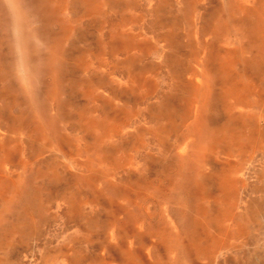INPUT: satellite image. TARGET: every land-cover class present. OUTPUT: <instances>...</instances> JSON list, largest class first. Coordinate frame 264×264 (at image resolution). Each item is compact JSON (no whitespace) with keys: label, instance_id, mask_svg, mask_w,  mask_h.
Returning a JSON list of instances; mask_svg holds the SVG:
<instances>
[{"label":"rangeland","instance_id":"rangeland-1","mask_svg":"<svg viewBox=\"0 0 264 264\" xmlns=\"http://www.w3.org/2000/svg\"><path fill=\"white\" fill-rule=\"evenodd\" d=\"M263 3L27 0L45 44L33 99L13 81L0 40V264H264V228L252 238L229 231L227 206L248 225L249 205L221 201L215 162L224 157L204 155L210 128L250 114L232 110L227 49L246 52L233 80L264 98ZM194 65L197 107L185 104ZM234 178L262 188L251 173ZM196 219L211 225L199 229Z\"/></svg>","mask_w":264,"mask_h":264},{"label":"bare ground","instance_id":"bare-ground-1","mask_svg":"<svg viewBox=\"0 0 264 264\" xmlns=\"http://www.w3.org/2000/svg\"><path fill=\"white\" fill-rule=\"evenodd\" d=\"M191 2H192V0H191ZM189 4L188 5L186 4V5L189 6ZM187 6H185V7H187ZM236 7H237V5H236ZM239 12H240V10H239ZM224 15H225V13H224ZM237 15H238V13H237ZM224 24H226V23H224ZM224 24L222 25V27L225 26ZM212 26H213V24H212ZM227 28H228V26H227ZM245 40H246V38H245ZM228 45H230V43ZM218 47H219V45H218ZM219 49H220V47H219ZM234 51H235L236 55L231 56L230 53L232 52V49H227V52L224 55L225 58L223 57L224 61L222 59H220L223 61V67L221 68V75L226 80L229 81L228 90L226 92H229V94H231L233 97L234 102L231 103L232 110H234L238 107H242L245 110L248 109V111H250V114L247 115L244 113V111L242 112L240 110V111H238L237 114H235L237 117H239V120H235L234 126L226 125L223 127V129L222 128L221 129L210 128V130L212 132V136H210L207 139V142L205 143L204 155L209 156L212 154H219L220 153L224 157V161L219 162V160H218L219 163L215 162V166H218L220 169V172H219L218 176L216 177V180L218 182V187L222 190V194H221V198H220L221 201L226 202V199L228 200L230 198L234 201V203H236V202H239L240 199H243L249 205L247 207L249 209L247 211V213L250 215L251 227H249L250 224L244 225V224L238 223L235 219V217L237 216L236 215V207H231L229 205L227 206L226 213H225V215H223V217H225L226 219H228L231 222V224L229 225V228H230L229 231L231 230V232H233L232 231L233 228H236V234L234 233L236 236H243V237L246 236V237L252 238L251 237L252 235L254 237L253 232H256L259 228H264V153H263V150L260 148L261 145H264V98L261 95H257L255 98H252L251 95L252 94L256 95L257 90H255V86L249 84V82L245 81L243 84H239V83H237V81L233 80V76H238L239 78H240V76H242L239 73V71L237 72L235 70L237 67L236 68H234V67L237 64V62L244 60L243 59L244 55L246 56V54H245L246 52L243 53V52H241V50L240 51L234 50ZM165 56H166V54H165ZM168 58L169 57H167V59ZM179 58H180V55H179ZM174 62H175V60H174ZM199 67L200 66H198V65L197 66L194 65L192 68L191 74L188 76V81L191 83L192 89H191V92L189 93L188 98L185 100V104L190 105V106H194V107H197V105H195V103H197L199 106L202 104V99L199 98V92H200V90H202V85L200 83L199 77L202 76V72L199 69ZM248 85H251V88H254V89L249 91L246 88ZM261 90L263 91V94H264V86L261 87ZM233 92L236 93L235 96H234ZM250 99H253V102ZM249 101H251L252 103H250ZM245 115L247 116V121L246 122L240 121L242 118L245 117ZM174 121H176V120H174ZM246 125H249L247 132H245V130H244V127ZM186 135H187V138L189 140L183 143L182 147L180 148V150L178 152V155L182 159L186 158L187 148L189 146V143L191 144V141H193V139L190 138L192 133L189 130H187ZM249 147H252V148L255 147L256 150H258L257 156L255 158H253L250 162L246 161L244 159V156H243V153ZM228 149H230V150H228ZM237 155H238V160L235 161V163L232 162L231 157L237 156ZM243 173L244 174H248V173L253 174V176L255 178H258L260 180L262 188L257 189L255 187H251V185L248 186L243 181H241L242 182L241 187L235 186V181H236V179L234 178L235 175L236 174L242 175ZM203 178H204L203 174L198 175V179H197L198 184L201 183ZM180 188L181 187L179 186L178 189H180ZM178 197H179V202H178L179 208L181 209L179 218L182 219L185 212H186L185 200H184V196H182V195H180V196L178 195ZM199 216H201L202 218L204 217L202 214H200ZM211 219L214 221H218L221 218H219V216L218 217L215 216L214 218H211ZM194 225L197 226L199 229H200L199 225H202L201 229H206L211 224L206 219H204V220L196 219V221H194ZM235 247H237V246H235ZM223 248H225V246H223L222 249ZM227 249L229 250L231 248L229 247ZM179 250H181V249H179ZM231 250L234 252L238 251V249H236V248H232ZM62 263H63V260H58V261H56L55 264H62ZM257 264H259V263H257Z\"/></svg>","mask_w":264,"mask_h":264},{"label":"clouds","instance_id":"clouds-1","mask_svg":"<svg viewBox=\"0 0 264 264\" xmlns=\"http://www.w3.org/2000/svg\"><path fill=\"white\" fill-rule=\"evenodd\" d=\"M36 28L27 0H0V40L8 51L9 72L29 100L40 86L34 57L45 47Z\"/></svg>","mask_w":264,"mask_h":264}]
</instances>
